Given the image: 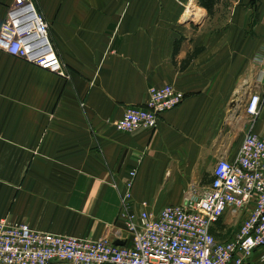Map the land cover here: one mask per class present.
Segmentation results:
<instances>
[{"label": "crops", "instance_id": "obj_1", "mask_svg": "<svg viewBox=\"0 0 264 264\" xmlns=\"http://www.w3.org/2000/svg\"><path fill=\"white\" fill-rule=\"evenodd\" d=\"M12 1L0 0V25ZM193 2L33 0L66 78L0 50V220L124 240L130 171L129 212L157 216L208 189L216 162L232 161L246 134L264 131V0H218L213 18L192 21V30L180 24L183 8V19L187 11L208 17ZM164 85L183 101L156 129L115 130L125 108ZM252 95L256 117L245 109ZM251 210H227L211 234L233 240Z\"/></svg>", "mask_w": 264, "mask_h": 264}, {"label": "built area", "instance_id": "obj_2", "mask_svg": "<svg viewBox=\"0 0 264 264\" xmlns=\"http://www.w3.org/2000/svg\"><path fill=\"white\" fill-rule=\"evenodd\" d=\"M48 23L33 0H13L0 25V50L41 70L66 77L49 38ZM183 96L165 85L148 89L142 105L128 106L114 124L125 134L153 131L161 117L176 109ZM260 97L252 95L246 113L256 117ZM136 169L129 173L121 202L132 196ZM208 189L191 191L179 206L157 216L129 211L123 217L127 238L81 239L0 222V264H245L254 256L264 264V131L244 136L236 157L219 159ZM252 210L233 240L222 242L211 227L232 209ZM118 241L123 245H114Z\"/></svg>", "mask_w": 264, "mask_h": 264}, {"label": "rangeland", "instance_id": "obj_3", "mask_svg": "<svg viewBox=\"0 0 264 264\" xmlns=\"http://www.w3.org/2000/svg\"><path fill=\"white\" fill-rule=\"evenodd\" d=\"M198 2H199V0H194V2H193V4H192V7H190V9L192 10V9H196V8H198V7H200L199 6V4H198ZM185 11H186V8H183V11L181 12V14L179 15V21H180V24H183V25H185L186 27L188 26V25H191V28L190 29H192L193 30V26H192V24H191V22L192 21H195L197 24L198 23H202L203 25L207 22V21H210L212 18H213V15H211V16H208L207 18H205L204 20H203V18L204 17H202V16H205L206 15V12L205 11H203V13L201 14L200 12H198V11H196V12H188L187 11V14H185V17H184V19H183V15H184V13H185ZM203 25L201 26V27H203ZM182 26V25H181ZM203 29V28H202ZM201 29V31H203ZM59 77V76H58ZM62 78V77H61ZM64 78H66V77H64ZM165 86V85H164ZM168 86H171V85H168ZM153 87H155V86H153ZM172 87V86H171ZM151 88V87H150ZM208 168V167H207ZM121 204H122V209H123V213L121 214V217H122V219H123V217H124V215H126V213H128V211H129V202H127V204H126V206L127 207H124V205H123V203L121 202ZM2 220H5V219H2ZM2 220H0V222L2 221ZM7 221V220H6ZM8 222V221H7ZM10 223V222H9ZM17 224H19V223H17ZM26 225V224H25ZM28 226V225H27ZM29 227V226H28Z\"/></svg>", "mask_w": 264, "mask_h": 264}, {"label": "trees", "instance_id": "obj_4", "mask_svg": "<svg viewBox=\"0 0 264 264\" xmlns=\"http://www.w3.org/2000/svg\"><path fill=\"white\" fill-rule=\"evenodd\" d=\"M217 3H218V0H199L198 2L199 6L207 11L208 16H211L214 14L215 6L217 5ZM178 46H179V43L175 42L173 54H176ZM201 51H202L201 48L196 49L191 55L188 56L184 64L185 65L188 64Z\"/></svg>", "mask_w": 264, "mask_h": 264}, {"label": "water", "instance_id": "obj_5", "mask_svg": "<svg viewBox=\"0 0 264 264\" xmlns=\"http://www.w3.org/2000/svg\"><path fill=\"white\" fill-rule=\"evenodd\" d=\"M114 245H123V243L116 241Z\"/></svg>", "mask_w": 264, "mask_h": 264}]
</instances>
